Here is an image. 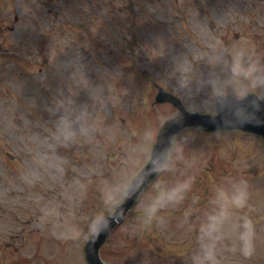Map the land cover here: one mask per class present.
<instances>
[{
    "label": "rangeland",
    "instance_id": "1",
    "mask_svg": "<svg viewBox=\"0 0 264 264\" xmlns=\"http://www.w3.org/2000/svg\"><path fill=\"white\" fill-rule=\"evenodd\" d=\"M158 85L203 112L219 94L264 96V0H0V264L35 247L86 264L111 185L143 168L178 112L155 103ZM203 132L175 137L102 245L107 264H264V139Z\"/></svg>",
    "mask_w": 264,
    "mask_h": 264
},
{
    "label": "water",
    "instance_id": "2",
    "mask_svg": "<svg viewBox=\"0 0 264 264\" xmlns=\"http://www.w3.org/2000/svg\"><path fill=\"white\" fill-rule=\"evenodd\" d=\"M164 101L174 103L179 111L175 116L166 119L160 127L150 162L140 172L143 175H140L137 182L136 187L138 188L140 183L145 181V178L147 179L144 186H147L154 175L163 167L173 138L187 126L196 125L204 129L225 130L240 128L264 136V97H260L256 93H247L244 98H237L232 95L221 96L217 102L218 114L190 112L184 107L179 98L160 87L156 95V102ZM144 186L124 202L125 215L120 220H113L107 229L100 231L98 234L92 233L90 235L84 248L87 264H106L101 257L100 248L113 229L125 219Z\"/></svg>",
    "mask_w": 264,
    "mask_h": 264
},
{
    "label": "clouds",
    "instance_id": "3",
    "mask_svg": "<svg viewBox=\"0 0 264 264\" xmlns=\"http://www.w3.org/2000/svg\"><path fill=\"white\" fill-rule=\"evenodd\" d=\"M147 171V170H145ZM140 175L143 173H128L123 180L116 185H111L110 195L107 198L108 211L107 214L95 215L90 222L89 229L91 232L98 234L100 231L107 229L113 220H120L125 215V209L123 207L124 202L135 195L136 192L144 186V183L141 182L140 187H136L137 182L139 181ZM161 189H157L153 197L149 198L145 206L139 210L140 220L139 226L141 228L149 227L154 220L158 218V206L157 202L161 199ZM55 215H59L57 210Z\"/></svg>",
    "mask_w": 264,
    "mask_h": 264
},
{
    "label": "flooded vegetation",
    "instance_id": "4",
    "mask_svg": "<svg viewBox=\"0 0 264 264\" xmlns=\"http://www.w3.org/2000/svg\"><path fill=\"white\" fill-rule=\"evenodd\" d=\"M30 231H34V233H37L38 231L40 232L41 230L37 226H32V228L30 229ZM51 234H52V232H51ZM50 236H51V238L54 239V237L52 235H50ZM18 237L19 236H17V238ZM24 239H26V238H24ZM40 239L43 242L42 236L41 237L40 236H36V235H34V236H28V239H27L28 240V243L27 244H29L30 246L35 245V244H37L40 241ZM48 239H49V236H47L46 241H47V243L50 242L51 244H44L43 243L42 244V247L45 250L54 249V246H53V244L51 242L52 240H48ZM12 242L10 240H8L6 242V245L7 246L12 245ZM24 243H25V240H24ZM20 245H21V251L23 252V250H24L23 244L21 243ZM25 246H26V243H25ZM25 255L26 254L20 256V258H19L20 260H18V261H2V262H4V264H41L42 261H44L46 264H48L49 261H53L52 255L49 256V258L47 257L46 259H44V257H43L44 256L43 255V251L41 252L40 249L39 248L37 249L36 247H35L34 254H32V255H26V256Z\"/></svg>",
    "mask_w": 264,
    "mask_h": 264
}]
</instances>
